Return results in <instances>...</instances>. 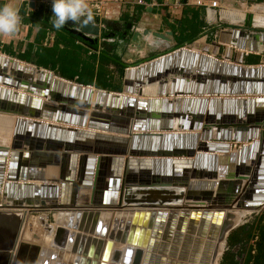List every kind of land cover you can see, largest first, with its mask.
Wrapping results in <instances>:
<instances>
[{
  "label": "water",
  "instance_id": "water-1",
  "mask_svg": "<svg viewBox=\"0 0 264 264\" xmlns=\"http://www.w3.org/2000/svg\"><path fill=\"white\" fill-rule=\"evenodd\" d=\"M48 13L51 10L39 4L33 12L37 17L29 14L27 19L58 31ZM253 20L246 14L239 23H219L196 39L211 33V44L217 48L225 43L231 51L260 54L264 28L255 27ZM65 24L68 28L61 31L76 35L90 51L99 50L122 67V89L96 90L0 53V125L11 133L8 141L0 142L1 264H96L86 256L98 255L100 241L94 247L93 239L89 243L82 235L74 249L76 233L62 226L53 232L52 247L19 243L22 212H55L59 190L50 184L58 179L52 181L45 173L58 171L70 185V208L84 207L99 195L100 205L156 211L133 213L131 223L142 225L125 238L126 230L121 231L119 241L131 245L114 249L112 264H219L242 214L264 208V64L245 66L230 63V57L217 60L193 52L196 39L179 44L171 31L154 32L152 42L145 40L147 47H162L161 53L122 62L113 55L124 41L137 42L141 35L134 24L125 27L129 39L118 23L102 20L101 27L94 17ZM147 86L155 87L154 97H142ZM44 178L51 183H30ZM119 181L120 189L110 187ZM96 217L98 212L91 222L94 233H104V224L94 223ZM163 217L165 224H176L164 230L173 233L169 247L159 240ZM185 220L186 231L195 229L200 238L182 236ZM113 229L112 225L109 239L117 238ZM70 245L79 263L63 253ZM110 246L107 241L99 264H107Z\"/></svg>",
  "mask_w": 264,
  "mask_h": 264
},
{
  "label": "crops",
  "instance_id": "crops-1",
  "mask_svg": "<svg viewBox=\"0 0 264 264\" xmlns=\"http://www.w3.org/2000/svg\"><path fill=\"white\" fill-rule=\"evenodd\" d=\"M97 1L99 0H84V3L92 12V5ZM124 1L120 0L119 4L111 1V3L106 4L104 6L105 20L118 23L120 25L118 28L127 33L128 39L130 33L128 34L125 27L127 24H134L135 31L141 35L137 38V42L124 41L122 50L115 52L113 55L116 60L133 63L145 58L148 52L157 55L163 51V48L157 43L147 47L148 42L145 40L147 38L152 42L151 35L154 32L171 31L176 43L190 42L192 41L190 39L191 32L187 29L191 26V20L194 21L193 23L199 32L198 35H200L219 23H239V21L222 17V15H225L224 13L230 12L232 9L254 5L260 10H264V0H215L217 2L215 7L212 6V0H142L143 5L134 3V0ZM29 3L34 5L33 9L27 7ZM5 4L18 11L21 24L14 36H0V53L14 57L20 62L33 64L37 68L47 69L51 72L55 71L59 75L63 73L65 77L71 78L70 81L77 82L80 78L84 86L96 90L101 76L107 83H112V86L117 88V90L109 92L121 91L122 68L118 63L100 55L99 50L98 52L90 51L86 43L76 35H71L69 32L60 29L55 32L47 30L44 25L41 26L36 24L34 20L32 22L27 19L29 14L33 19L37 17L36 14L33 15V12L39 4H43L50 12L51 0H0V6ZM42 16L44 19L47 14L43 13ZM48 16L52 23V14L48 13ZM64 27L68 28L66 24ZM144 33L146 36H144ZM186 37H189V39H185ZM210 39H212L211 33L196 39L198 43L204 45L200 54L206 53L217 60H225V57H230V63L242 62L245 66L264 64V52L258 54L248 53L245 50L231 51L229 45L225 43H220L219 48H217L210 44L212 41L208 44L207 40ZM242 40L247 41L248 39L242 38ZM136 45L141 49L140 52L136 49ZM126 47L129 48V55L123 54ZM48 49H52L49 57L46 55ZM219 50H222L220 55L218 54ZM246 53L248 54L246 55ZM47 61L49 64L46 68L39 66L40 62ZM51 67L54 70H51ZM107 70L112 71L113 78L107 73ZM89 71L91 74H87ZM102 91L107 92L108 90Z\"/></svg>",
  "mask_w": 264,
  "mask_h": 264
},
{
  "label": "bare ground",
  "instance_id": "bare-ground-1",
  "mask_svg": "<svg viewBox=\"0 0 264 264\" xmlns=\"http://www.w3.org/2000/svg\"><path fill=\"white\" fill-rule=\"evenodd\" d=\"M224 14L225 15H222V17L224 19H229V20L231 19L232 21L233 20L241 21L246 16V14H250V15H252V17L254 19L253 21H254L255 27L264 28V10H260V8L254 6V5L250 6L247 9L244 6H241V8H239V9H232L230 12L228 11L227 13H224ZM203 47H204L203 44L198 43L196 41V42H194L191 45L190 49L193 52L200 53V51L203 50L202 49ZM154 94H155V87L154 86H147V87L144 88V93H143L142 97L143 98H147L148 96H153L154 97L155 96ZM196 98L197 99L207 98V95H201V96L200 95H196ZM5 129L6 128H4L3 126L0 127V142H2V141L5 142V141H8L10 139L8 137L9 134L7 135L8 132H6ZM9 136H11V133H10ZM59 173H60L59 171L58 172H47V173H45L46 177L53 176V178H51V179H54V180H52V181H56L58 179L54 183L49 182V181H51L50 178H44L43 182L33 181V180H31L32 182H30V183H33V184H35V183H39V184L45 183V185L46 184L48 185L49 183H51L50 185H56L58 187V190H59L58 195H57L58 198L56 200V208H55L56 213L54 212L55 215L53 217V225H52L53 228L51 229V227H49L50 229L46 231L47 228L46 229L42 228V226L37 222L38 218H40V217H37L35 220H33L34 225L36 226L35 230L37 231V233H39V232L40 233L41 232L45 233V235L47 234L48 239H49V241H43L45 243L41 242L39 244V246L52 247L51 246V239H52V236H53V232H54L56 227L62 226V227L68 228V230L71 231L72 234L76 233L73 236V243H75V245H76L74 249H76L80 245V243L82 241V238H81L82 235L84 236L85 239H89L88 240L89 243L91 242V239H93L94 242L92 244H94V247H95V245H97L98 241H100V245H98V255L96 257H93L92 255L91 256H86V258L89 259V261L93 258L95 260L96 264H99V263H101L103 261L102 258H103V253H104L105 248H106L107 241H111L110 251L107 253L106 258H105L104 261L107 264H112L110 262V257H111L112 251L114 249H119L120 251H123L125 247H127L128 245H131V243H128L127 240H124L122 242L119 241V238L121 236V231L126 230V233L124 234V238H125L127 236L128 231H131L132 233H135L136 231L139 232V228L142 225V222H140V225H138L139 228H137V223L136 222H133V224L131 223V218L133 216V213H135V212L139 213V212L155 211V210H152V209L143 210V209H140V208L139 209H137V208L133 209L129 205H123V204L121 206H117V205L116 206L115 205L114 206L113 205H108V206L100 205V204H98L96 202L97 200H99V195L96 196L97 199L95 200V202H94V200H91L89 202L90 205H84V207L70 208L69 207L70 206L69 203L71 201L70 197H72V195L70 193L71 190L69 188L70 185L69 184L68 185L64 184V181H62L58 177ZM122 175H123V172L120 171L119 172V180L120 181H121ZM94 178H95V176L92 178V182H90L89 185L92 186V183H95L94 182ZM120 181L116 184V186L115 185H110V187L114 186L115 188H117V189L119 188L120 189L121 188V185H120L121 182ZM59 184H60V187H61V191H60ZM98 185H99L98 186L99 188L104 187V184H98ZM64 186H66V187H64ZM63 192H66V194L63 195L64 197H66L64 199H63V196L61 197V193H63ZM118 193H119V191L117 190V194L115 195V199L113 201L117 202ZM89 197H90V195L88 197H86V200ZM121 201H122V199H121ZM177 211L179 212L181 210H177ZM189 211H191V210H189ZM95 212H98V217L100 219L98 217H96V219L94 220V223L97 224L98 220H99L100 223L102 222L104 224L102 226H103V228H105V232L104 233H100V232L97 233V231L94 233V228L92 227V225H91L92 223L91 222L93 221L92 217H93V214ZM89 213H90V216L88 217ZM197 217L199 218L198 221H200L201 217L200 216H197ZM81 218L85 222L88 219L87 225L85 223L82 224V226L78 225V223H79L78 221L81 220ZM43 219H44V217H43ZM163 219L165 220V217H163ZM82 220H81V222H83ZM175 220H177V218ZM173 221H168L167 224H169V225H167V224H165L163 222L161 227L158 226V229H160V232H161L159 240H160V242H163L167 247H169L171 245L170 244V238L173 235V233L169 234V232L166 233V232H164V230L166 229V230L171 231L173 228H175L176 224ZM198 221H196V223L199 224ZM25 223H27V222H23L24 225H23L22 230L20 232L19 243L20 244L24 243L25 245L26 244L27 245H33L35 243H31L32 240L29 237L30 233L33 231V228L32 227L30 228V226L28 224H25ZM146 223L147 222H145V224H144V229L143 230H145L147 228L146 227L147 226ZM182 224H183V226H185V229L183 231H181L182 232V236H185V235L188 236V237L192 236L195 239H198V238L201 237L200 236L201 232H198L195 229H194V231L192 229V231H189V233H188V231H186V227H187L186 220L184 222H182L181 225ZM112 225L114 226L113 234L115 232L118 233L116 239H109V237H108V233H109ZM82 230L83 231L84 230L85 231L88 230V232L90 234L86 235V233H83ZM88 236H90V237H88ZM4 238H5V236L2 237L3 240H4ZM85 239H84V241H85ZM38 241H37V243L40 242V241L39 242ZM26 242H28V243H26ZM71 248H72V245H70V248L67 251H64L63 253L68 255L71 261L79 263L80 256L77 254V252L72 251ZM92 249H93V247H92ZM145 250L146 249H143V252H145ZM0 264H1V258H0Z\"/></svg>",
  "mask_w": 264,
  "mask_h": 264
},
{
  "label": "rangeland",
  "instance_id": "rangeland-1",
  "mask_svg": "<svg viewBox=\"0 0 264 264\" xmlns=\"http://www.w3.org/2000/svg\"><path fill=\"white\" fill-rule=\"evenodd\" d=\"M105 5L106 4H108V3H111V1H109V0H105ZM212 41V39H210V40H207V42H208V44L210 43ZM180 42V41H179ZM180 43H183V42H180ZM179 43V44H180ZM211 44V43H210ZM212 45V44H211ZM122 50V49H121ZM120 51V50H119ZM221 52H222V50H219V52H218V54L220 55L221 54ZM125 52L123 51V54H124ZM3 54V53H2ZM43 54V53H42ZM42 54H39V55H42ZM121 55H122V51H121ZM120 55V56H121ZM8 56V55H7ZM43 56V55H42ZM45 56V55H44ZM10 57V56H9ZM11 58H14V57H11ZM122 58V57H121ZM123 59V58H122ZM112 64V63H111ZM113 66H114V64H112ZM115 68H116V66H115ZM122 68V67H121ZM122 70V69H121ZM53 73H55V71H53ZM107 73L113 78V73H112V71H110V70H107ZM115 90H117V88H115ZM107 92H109V91H107ZM119 92H121V91H117V92H115V93H119ZM0 127H2L1 125H0ZM2 137V136H1ZM59 187H60V184H59ZM60 191H61V187H60ZM88 205H90V204H88ZM105 208V207H104ZM264 209V208H263ZM263 209H261L258 213H254V214H249V213H244V214H242V223L240 224V226H238L236 229H234L232 232H236L237 231V233H240V231H239V229H241L242 227H243V231H242V233L239 235V241L238 242H235L233 245H230L229 243H228V238H227V240H226V244H225V246H224V250H223V254H222V256H221V258H220V260H219V264H220V262L222 261V259L224 258V256H228V257H231V258H233L234 259V261H236L238 264H242V262H243V259H244V257H245V252H246V250H247V248H248V246L249 245H251V241L253 240V236L251 237V236H248V238H247V235H245L246 233H248L249 231H250V229H249V227L254 223V220L256 219V217H258L260 214H261V212H263ZM143 210H145V209H143ZM20 211H22V210H20ZM25 213V214H24ZM55 213H56V211H55ZM55 213H54V211H52V210H49V211H26V212H22V215H23V218L25 219V222H27V223H25V224H28L29 226H30V228L32 227L33 228V231L30 233V235H29V237H30V239L32 240V242L31 243H35L36 245H39L41 242L42 243H45V242H43V241H49V239H48V236H47V234L45 235V233H37V231L35 230V228H36V226L34 225V222H33V220H35L37 217H40V218H38V223L42 226V228H44V229H46V231L47 230H49L50 228L49 227H51V229L53 228L52 227V225H53V217H54V215H55ZM25 215V216H24ZM42 215V216H41ZM47 216H48V219H46L47 218ZM43 217H44V219H43ZM40 219V220H39ZM82 219V218H81ZM163 219V218H162ZM165 219H166V217H165ZM45 222H47L49 225H46V223ZM78 222H80V220L78 221ZM83 222H85V221H83ZM83 222H80V225L82 226V224H84ZM163 222L165 223V220L163 219ZM173 222H175V221H173ZM78 225H79V223H78ZM29 228V229H30ZM83 229V228H82ZM88 229V228H87ZM85 231V230H84ZM83 231V233H86V235H88V234H90L89 232H88V230H86L85 232ZM247 231V232H246ZM231 232V233H232ZM250 233H253V232H250ZM40 234V235H39ZM88 237H90V236H88ZM42 238V239H41ZM46 238V239H45ZM29 239V240H30ZM36 239V240H35ZM40 242H39V241ZM34 241V242H33ZM37 241L39 242V243H37ZM26 243H28V242H26ZM35 244H33V245H35Z\"/></svg>",
  "mask_w": 264,
  "mask_h": 264
},
{
  "label": "clouds",
  "instance_id": "clouds-1",
  "mask_svg": "<svg viewBox=\"0 0 264 264\" xmlns=\"http://www.w3.org/2000/svg\"><path fill=\"white\" fill-rule=\"evenodd\" d=\"M52 27L61 29L66 22H77L81 17L92 20V13L84 0H51ZM21 24L18 11L5 4L0 6V36H14Z\"/></svg>",
  "mask_w": 264,
  "mask_h": 264
},
{
  "label": "trees",
  "instance_id": "trees-1",
  "mask_svg": "<svg viewBox=\"0 0 264 264\" xmlns=\"http://www.w3.org/2000/svg\"><path fill=\"white\" fill-rule=\"evenodd\" d=\"M195 20V17L193 18ZM194 21L191 20L190 21V28L188 27V31L191 32L190 35V39L195 40L196 36L198 35V30L196 29V25L193 23ZM185 39H189V37H186ZM52 53V49H48L46 52L47 57L50 56V54ZM116 58V57H114ZM49 62H40L39 66L46 68L48 66ZM51 70H54L53 67H51ZM91 74V72H87V74ZM60 76L62 78H65L67 80H71V78L69 77H65L63 75V73H60ZM77 83L82 84L81 79L79 78ZM84 86V85H83ZM116 87L112 86V83H107L106 80H104V78H101L100 76V81L98 84V89H102V90H108V91H115ZM250 231L248 233H246L245 235L248 236H253V239L256 237L255 241H254V245H249L246 252H245V257L244 260L242 262V264H264V210L263 212L256 217V219L254 220V223L249 227ZM240 233L236 232H232L229 234L228 236V243L230 245H233L235 242L239 241V235L242 233L243 231V227L241 229H239ZM247 232V231H246ZM253 232V233H250ZM253 252V253H252ZM220 264H238L236 261H234L233 258L228 257L227 255L224 256V258L222 259V261L220 262Z\"/></svg>",
  "mask_w": 264,
  "mask_h": 264
},
{
  "label": "built area",
  "instance_id": "built-area-1",
  "mask_svg": "<svg viewBox=\"0 0 264 264\" xmlns=\"http://www.w3.org/2000/svg\"><path fill=\"white\" fill-rule=\"evenodd\" d=\"M112 1L113 3H118L120 0H109ZM131 0H125L124 2H128ZM197 1V0H196ZM105 0H99L97 2H95L92 5V17L96 18L99 20V26L102 27L101 25V21L105 20V12H104V6H105ZM134 3L138 4V5H143V1L142 0H134ZM119 4V3H118ZM212 6L215 7L217 6V2L215 0H212ZM252 6V5H249ZM135 27H134V31H135ZM249 53V52H248ZM246 53V55L248 54ZM256 239V237L251 241L252 246L254 245V240Z\"/></svg>",
  "mask_w": 264,
  "mask_h": 264
},
{
  "label": "flooded vegetation",
  "instance_id": "flooded-vegetation-1",
  "mask_svg": "<svg viewBox=\"0 0 264 264\" xmlns=\"http://www.w3.org/2000/svg\"><path fill=\"white\" fill-rule=\"evenodd\" d=\"M255 241V240H254ZM252 245V244H251ZM253 253V252H252ZM244 260V259H243Z\"/></svg>",
  "mask_w": 264,
  "mask_h": 264
}]
</instances>
